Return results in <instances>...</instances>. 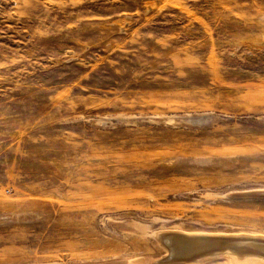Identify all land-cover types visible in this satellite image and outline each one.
<instances>
[{"label": "rangeland", "instance_id": "rangeland-1", "mask_svg": "<svg viewBox=\"0 0 264 264\" xmlns=\"http://www.w3.org/2000/svg\"><path fill=\"white\" fill-rule=\"evenodd\" d=\"M165 233L264 239V0H0V264H264Z\"/></svg>", "mask_w": 264, "mask_h": 264}, {"label": "water", "instance_id": "water-1", "mask_svg": "<svg viewBox=\"0 0 264 264\" xmlns=\"http://www.w3.org/2000/svg\"><path fill=\"white\" fill-rule=\"evenodd\" d=\"M163 241L169 247L166 261L177 262L196 256L229 249L237 254L252 253L264 256V239L235 236H201L165 233Z\"/></svg>", "mask_w": 264, "mask_h": 264}, {"label": "bare ground", "instance_id": "bare-ground-1", "mask_svg": "<svg viewBox=\"0 0 264 264\" xmlns=\"http://www.w3.org/2000/svg\"><path fill=\"white\" fill-rule=\"evenodd\" d=\"M159 234V233H158ZM238 236V235H237Z\"/></svg>", "mask_w": 264, "mask_h": 264}]
</instances>
